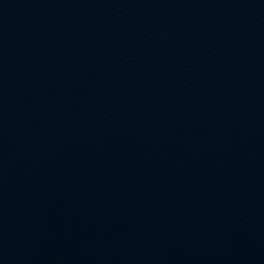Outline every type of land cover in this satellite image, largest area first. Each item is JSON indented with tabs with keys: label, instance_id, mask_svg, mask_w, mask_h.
Returning a JSON list of instances; mask_svg holds the SVG:
<instances>
[{
	"label": "water",
	"instance_id": "water-1",
	"mask_svg": "<svg viewBox=\"0 0 264 264\" xmlns=\"http://www.w3.org/2000/svg\"><path fill=\"white\" fill-rule=\"evenodd\" d=\"M0 264H264V0H0Z\"/></svg>",
	"mask_w": 264,
	"mask_h": 264
}]
</instances>
